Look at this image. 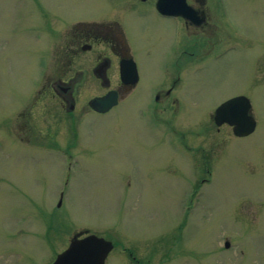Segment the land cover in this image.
Here are the masks:
<instances>
[{
    "label": "rangeland",
    "instance_id": "1",
    "mask_svg": "<svg viewBox=\"0 0 264 264\" xmlns=\"http://www.w3.org/2000/svg\"><path fill=\"white\" fill-rule=\"evenodd\" d=\"M223 6L244 43L200 67L189 84L199 107L167 114L184 137L140 111L144 89L160 76L154 49L142 46L133 48L139 87L109 112L85 106L97 95L89 81L78 90L74 127L48 99L44 142L13 141L0 127V264H50L77 230L115 243L105 264H264V81L248 71L250 52L264 44V16L247 0ZM15 36L0 25L9 79L4 86L0 77V113L26 101L19 76L36 66ZM237 93L248 96L256 122L243 138L217 131L208 105Z\"/></svg>",
    "mask_w": 264,
    "mask_h": 264
},
{
    "label": "flooded vegetation",
    "instance_id": "2",
    "mask_svg": "<svg viewBox=\"0 0 264 264\" xmlns=\"http://www.w3.org/2000/svg\"><path fill=\"white\" fill-rule=\"evenodd\" d=\"M247 2L253 14L264 16V0ZM3 7L0 25L5 22L14 27L15 39L24 48L23 56L36 63L34 69L30 67L19 76L26 101L0 113V127L9 128L8 137L22 143L46 140L47 99L57 102L74 127L78 90L89 81L95 83L97 93L85 104L91 112L99 114L92 108V101L107 94H115L118 103L126 100L141 82L133 49L137 46H142L145 53L153 48L160 65L158 80L143 91L140 111L152 125L168 128L171 136L180 134L182 138V133L174 134L168 125L167 114L199 107L198 101L190 98L189 84L202 76L200 67L207 59L235 52L244 43L226 17L223 0H6ZM261 46L253 54L248 44L246 48L253 82L264 81V44ZM128 63L134 64L133 77ZM0 77L5 86L9 79L4 70H0ZM238 96L248 99L237 93L208 105L215 111ZM10 115L14 120L8 118ZM214 126L217 131L227 127L232 133L227 124ZM199 159L206 161L205 156ZM202 168L195 167L199 172ZM89 235L110 241L99 233L77 230L61 252L72 241ZM111 243L113 249L104 264L116 248Z\"/></svg>",
    "mask_w": 264,
    "mask_h": 264
},
{
    "label": "water",
    "instance_id": "3",
    "mask_svg": "<svg viewBox=\"0 0 264 264\" xmlns=\"http://www.w3.org/2000/svg\"><path fill=\"white\" fill-rule=\"evenodd\" d=\"M130 64L131 75L135 73L134 65ZM121 78L123 74L121 72ZM117 103L115 94H108L102 100L92 102V107L98 112H107ZM250 104L248 99L239 96L221 104L213 115L216 126L226 123L233 127L236 137L250 135L255 128V121L249 114ZM228 243L225 248H228ZM112 249V244L93 235L82 240H74L68 249L59 254L52 264H104L106 255Z\"/></svg>",
    "mask_w": 264,
    "mask_h": 264
}]
</instances>
